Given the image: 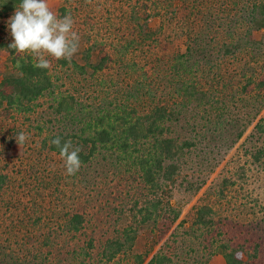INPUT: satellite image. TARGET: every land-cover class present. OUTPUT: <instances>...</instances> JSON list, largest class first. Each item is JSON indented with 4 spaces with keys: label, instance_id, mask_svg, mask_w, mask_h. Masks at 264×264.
I'll list each match as a JSON object with an SVG mask.
<instances>
[{
    "label": "rangeland",
    "instance_id": "374dc122",
    "mask_svg": "<svg viewBox=\"0 0 264 264\" xmlns=\"http://www.w3.org/2000/svg\"><path fill=\"white\" fill-rule=\"evenodd\" d=\"M134 1L48 0V4L50 8H67L66 15L74 21L73 30L78 34L83 31L72 59L86 67L84 50L101 40H117L114 28L120 26L123 36L134 33L128 24ZM139 1L151 7L156 4L162 14L172 8L167 9L166 0ZM194 1L191 18L172 22L161 39L166 45L172 41L180 46L178 51L182 53L184 36H189L196 52L189 61L194 64L191 71L219 82V86L232 87L216 89L219 92L208 101L190 104L176 121L167 124L172 137L197 143L181 164L182 174L170 199L180 217L164 233L168 223H160L161 232L155 231L154 239L141 240L145 237L141 229V245L135 251L153 247L152 253H167L172 264H225L219 246L226 245L229 250H241L246 264H264V166L253 161V155L264 148V134L257 130L258 124H264V99L238 90L247 77L263 74L264 45L260 49L242 47L222 57L219 49L243 36L246 25L241 14L247 0ZM171 2L176 8L183 4V0ZM56 15L63 16L59 12ZM159 19L156 16L152 21ZM3 31L12 41L7 25ZM162 47H145L133 55L137 64H145L152 71L153 81L144 87V95L141 90L135 93H141L139 99L145 104L152 98L170 99L177 88L171 62L164 55L169 50ZM155 54L160 61L154 60ZM91 62L98 63L94 55ZM67 66L53 64V93L41 96L32 112L0 115V174L5 176L0 192V264H95L103 258L95 253L100 251L97 244L122 229L115 221L120 209L128 213L134 197L139 196L138 182L126 173L117 153L100 150L82 163L75 176H68L60 155L42 148L48 135L63 128L70 135L79 134L82 123L78 120L104 109L114 110L128 97L129 89L115 70L110 71L115 82L107 87L92 77L89 68L81 72L71 64ZM14 71L9 58L1 56L0 80ZM191 77V72L183 75L184 79ZM61 97L73 98L76 119L66 125L55 113ZM241 130L243 135L236 139ZM18 132L28 136L25 143L18 144ZM79 148L87 153L88 147ZM201 205L211 207V224L191 233L189 222L182 226L179 222ZM74 213L84 217L86 229L80 234L72 232L73 236L65 231ZM89 239L96 241L92 251L87 249ZM73 250H82L78 261Z\"/></svg>",
    "mask_w": 264,
    "mask_h": 264
},
{
    "label": "trees",
    "instance_id": "16d2710c",
    "mask_svg": "<svg viewBox=\"0 0 264 264\" xmlns=\"http://www.w3.org/2000/svg\"><path fill=\"white\" fill-rule=\"evenodd\" d=\"M171 1L164 2L167 9L172 7L168 10L169 12H165L167 14L159 13L160 10L156 4L151 7L139 0L130 4L128 24L134 33L123 36L119 31L120 26L114 28L116 29L114 34L116 31L118 33L115 35L117 40L115 38L111 42L101 40L84 50L86 67L78 65L72 58L56 60L53 57H47L50 60V65L48 68L42 69L35 67L36 59L33 56L21 54L8 48L11 40L7 35L5 36L3 29L6 27L8 18L14 13L15 7H19L20 0H0V57L9 58L15 70L4 75L0 80V115L13 116L14 112H32L35 102L41 96L48 92L52 94L54 63L68 65L67 67L71 64L73 68L80 69L81 72H86V69L89 68L92 71L90 73L92 77L107 87L115 82L110 73L115 70V75L121 77L120 80L129 89L128 97L123 104H120L122 106L119 105L114 110L104 109L90 115L88 119L78 120V123H82L79 134L70 135L66 128H63L48 135L42 141V148L57 155H59V149L51 144V140L56 136H60L62 141L70 140L74 146L88 147L87 153L82 149L79 153L82 163H87L100 150L117 153L116 158L126 167V173H130L131 179L138 182L137 194L139 196L134 197L131 209H127L128 213H126L124 208H121L115 219L120 223L122 229L114 230L112 236L107 235L99 241L97 249L100 251H95V253L101 255L103 261L98 259L95 264H172L173 260L167 253L161 250L152 253L153 247L146 248L143 244L145 246L143 251H135L141 245L139 241L141 229L144 230L143 235L145 236L141 240L154 239V232L161 230L160 223L161 226L163 223H168L164 225L165 228L162 230L164 233L169 225L175 223L180 217V212L172 207L170 199L173 188L182 174L181 164L190 149L196 147L197 143L172 137L167 124L176 121L190 104L208 101L222 87H224L221 89L223 91L228 88L231 90L232 87L227 84L219 86V82L209 81L204 75L191 71L194 69V64H190L189 61L194 59L196 52L192 48L193 44L189 36H184L185 50L182 53L178 51L180 46H176L172 41L166 45L161 39L162 33L168 26H171L172 22L189 20L191 18L190 11L196 5L194 0H191V6H189L190 0H183L182 7L176 8ZM245 7L241 14L246 25L243 36L233 43L222 44L224 46L219 49L222 57L231 55L242 47L260 49L264 45V0H247ZM51 10L55 14L59 12L60 15H66L67 12L65 7L51 8ZM154 14L155 16H153ZM156 16L160 17L159 21H152ZM78 35L82 37L83 31ZM155 45H163L164 50H169L164 55L171 62L177 88L170 99L153 101L152 98L145 104L139 99L141 93L138 96L135 93H138L139 90L143 92L147 85L152 84V71L145 64H137L133 55L145 47L150 49ZM92 55L98 60L97 64L91 62ZM155 59L160 61L161 57L155 54ZM188 72L192 73V77L184 79L183 75ZM238 90L243 95L264 99V72L262 75L249 76L244 79V84L240 85ZM142 94L144 95V92ZM148 95L150 97V93ZM55 113L56 117L62 118L63 122L66 121L62 123L63 125L73 121L71 120L73 118L76 119L73 98H59ZM218 127L216 129H219ZM257 130L260 134H264V124H258ZM242 135V130L237 132L236 139ZM263 157L264 148L259 149L253 155V161L263 163L264 166ZM4 184L5 176L0 174V192ZM187 185L192 186L188 182ZM211 213V207L201 205L195 208L191 216L186 218L187 220H181L179 225L182 226L189 222L191 233H194L201 227L211 224ZM162 220L167 222H161ZM68 223L65 231L67 234L74 236L86 229L85 219L81 214H72ZM93 240H88V250H94L95 245L93 246V244L96 241ZM154 242L153 245L156 243ZM219 251H221L225 264H246L243 252L238 248L229 250L228 246L221 245ZM72 253L78 261L82 250L80 252L73 250ZM239 253L242 255L238 256ZM84 254L93 260L90 253Z\"/></svg>",
    "mask_w": 264,
    "mask_h": 264
},
{
    "label": "clouds",
    "instance_id": "9594fccd",
    "mask_svg": "<svg viewBox=\"0 0 264 264\" xmlns=\"http://www.w3.org/2000/svg\"><path fill=\"white\" fill-rule=\"evenodd\" d=\"M73 24L70 15L57 16L49 7L48 0H20L19 7H15L6 21L12 37L8 48L33 56L35 67L42 69L50 65L47 57L70 60L78 52L80 42ZM16 140L18 144H23L28 136L18 132ZM51 144L59 149L66 175L75 176L82 166L81 149L73 146L70 140L62 141L60 136L54 137Z\"/></svg>",
    "mask_w": 264,
    "mask_h": 264
}]
</instances>
